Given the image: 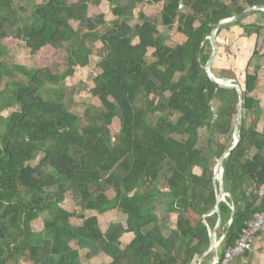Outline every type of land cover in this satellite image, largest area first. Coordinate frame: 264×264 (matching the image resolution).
I'll use <instances>...</instances> for the list:
<instances>
[{
  "label": "trees",
  "instance_id": "1",
  "mask_svg": "<svg viewBox=\"0 0 264 264\" xmlns=\"http://www.w3.org/2000/svg\"><path fill=\"white\" fill-rule=\"evenodd\" d=\"M101 1L0 0V264H82L89 249L88 258L105 253L112 264H193L211 245L219 220L214 167L233 142L239 96L208 76V37L241 12L217 30V48L231 25L242 36L258 33L260 25L242 20L264 0H183L182 10L179 0H108L113 18L100 32L102 20L89 7ZM161 2L158 14L142 6ZM73 20L88 29H75ZM171 30L184 39L168 44ZM14 43L28 50L30 66L15 61ZM94 47L93 86L67 85L90 66ZM218 57L217 50L211 71L235 77L214 66ZM256 79L244 76L243 111H259ZM81 92L100 105L76 113ZM238 129L223 160L229 194L220 201L221 257L264 210V131L244 118ZM70 195L81 213L63 207ZM112 211L125 219L104 230L100 218ZM214 256L212 249L202 264Z\"/></svg>",
  "mask_w": 264,
  "mask_h": 264
},
{
  "label": "crops",
  "instance_id": "2",
  "mask_svg": "<svg viewBox=\"0 0 264 264\" xmlns=\"http://www.w3.org/2000/svg\"><path fill=\"white\" fill-rule=\"evenodd\" d=\"M248 9L247 11H250ZM257 12H247L244 15L242 23H255L260 25L258 33H251L247 36L239 35L242 31L239 27L231 25L229 29L223 31L222 41L219 45V57L214 61V66L219 70L221 68L231 69L235 73L234 78L240 87L244 88V76L246 73L256 75L255 88L252 96L258 100L259 111H243L241 120L244 118L246 126H252L259 132L264 131V9ZM221 37V36H220ZM218 43V42H217ZM256 49L253 55V50ZM217 75V74H216ZM229 78V77H225ZM241 122V121H240ZM215 258V256H214ZM204 260V258H203ZM195 262L193 264H202ZM213 264V260L209 262ZM231 264H264V232L260 233L251 250L243 255L236 257Z\"/></svg>",
  "mask_w": 264,
  "mask_h": 264
},
{
  "label": "rangeland",
  "instance_id": "3",
  "mask_svg": "<svg viewBox=\"0 0 264 264\" xmlns=\"http://www.w3.org/2000/svg\"><path fill=\"white\" fill-rule=\"evenodd\" d=\"M43 2V0H38V3ZM29 7H33L32 4H27ZM163 2L159 3L157 6H150L148 4H142L144 10L147 13H154L158 14L161 9H162ZM26 7V6H25ZM89 16L96 19L100 18L102 20L101 25H100V32L105 31L107 28H109L111 25L109 23V20L113 18L112 11H111V6L108 0H102L100 4H95L91 3L89 7ZM103 16V18H102ZM104 19V20H103ZM107 20V21H106ZM73 26L75 29H82L86 31L88 29L87 25L85 26L82 24L80 21L73 20L72 22ZM164 32H167V29L164 30ZM170 32V37L168 39V44L170 45H175L178 42H181L184 37L176 32L175 30L168 31ZM221 38L223 36V32L220 34ZM218 44V43H217ZM95 54L92 57V61L89 67L83 68L82 70L78 71L73 78L69 79L67 81V85H75V84H80V83H88L90 85V88L93 86V79L95 77V70L98 65L99 61V55L97 54V48L94 47ZM12 53L14 54L15 61L19 62L23 65L30 66L31 65V60L29 58V53L28 50H26L21 44L14 43L13 48H12ZM89 104H96L100 105V102L98 99L94 98L87 92H81V93H76L75 94V104L73 105V110L78 113L82 114ZM115 127L116 130L119 132L121 129V123L119 120L116 119L115 121ZM203 132V131H202ZM204 133V132H203ZM64 208L73 211V210H78L79 213H81V207L77 205L72 196H68L66 201L62 204ZM156 213L159 215V218L161 216H164V212L162 209H157ZM49 219V215H44L37 221L33 223V229L35 232L40 233L43 230L44 227V222H46ZM125 216L119 212V211H112L108 212L104 216H101L100 218V224L102 228L105 230L107 226L109 225V222H119L121 220H124ZM176 216H172V221L175 222ZM75 223L80 222L79 219H74ZM133 236L131 234L126 235L124 238V242L130 241V239ZM75 247H78L76 243H73ZM93 251V250H92ZM90 252L89 250H84L81 252L82 256V264H112V258L106 255L105 253H95L92 255L91 258L87 257V254ZM22 264H31L29 262H22Z\"/></svg>",
  "mask_w": 264,
  "mask_h": 264
},
{
  "label": "water",
  "instance_id": "4",
  "mask_svg": "<svg viewBox=\"0 0 264 264\" xmlns=\"http://www.w3.org/2000/svg\"><path fill=\"white\" fill-rule=\"evenodd\" d=\"M183 0H179V10L183 9ZM252 8H256V9H264V6H251V7H247L245 10L248 9H252ZM242 14H236L232 17H228V18H224L222 20H220L215 27L212 29L210 35H209V40L212 46V50H211V54L206 62V64L204 65V68L208 74V76L213 80V82L218 85V86H225V87H234L236 88L237 92H238V105H237V114H236V119H235V124H234V132H233V142L231 144V146L222 154V156L217 160L216 165L214 167V179L216 180V186H217V204L215 206V208L213 209V212H218L219 214V220H218V224L216 226V228L213 230L210 228V233L212 236V242L211 245L209 247V249L207 250V252L204 254V256L200 259L199 262H201L203 260V258L205 257V255L211 251L212 249H215V258H218L219 256V245L221 244L222 238L217 237V228L218 226L221 224V216H220V201L223 199H226V196L229 194L226 192L225 190V186L223 184V172H224V167H223V160L224 158L232 151V149L237 145L239 139H240V135H239V124L241 121V115H242V99H241V90L239 87L238 82L234 79V78H225V77H220L217 76L215 73H213L211 71V64L213 62V60L215 59V56L217 54V30L225 23L236 20L237 18L240 17V15ZM222 78V80H220ZM224 78V79H223ZM234 216V213H233Z\"/></svg>",
  "mask_w": 264,
  "mask_h": 264
},
{
  "label": "built area",
  "instance_id": "5",
  "mask_svg": "<svg viewBox=\"0 0 264 264\" xmlns=\"http://www.w3.org/2000/svg\"><path fill=\"white\" fill-rule=\"evenodd\" d=\"M260 193L264 195V182L259 187ZM264 232V210L257 213L255 218L251 219L243 229L242 235L236 243L229 248L223 257L213 259V264H231L232 261L251 250L254 246L257 236Z\"/></svg>",
  "mask_w": 264,
  "mask_h": 264
},
{
  "label": "bare ground",
  "instance_id": "6",
  "mask_svg": "<svg viewBox=\"0 0 264 264\" xmlns=\"http://www.w3.org/2000/svg\"><path fill=\"white\" fill-rule=\"evenodd\" d=\"M223 79H224V78H223ZM220 80H222V78H221Z\"/></svg>",
  "mask_w": 264,
  "mask_h": 264
}]
</instances>
